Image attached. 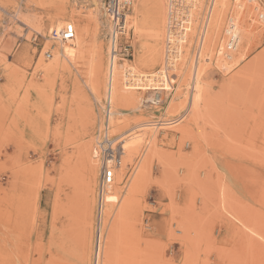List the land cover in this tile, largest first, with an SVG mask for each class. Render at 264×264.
I'll use <instances>...</instances> for the list:
<instances>
[{
  "label": "rangeland",
  "instance_id": "obj_1",
  "mask_svg": "<svg viewBox=\"0 0 264 264\" xmlns=\"http://www.w3.org/2000/svg\"><path fill=\"white\" fill-rule=\"evenodd\" d=\"M137 1L128 16L133 56L113 60L124 88L137 94L111 100L128 171L108 187L116 193L102 200L98 228L101 163L95 171L91 160L111 72L104 0H0V264H96L98 232L104 240L112 228L113 264H264V0H203L197 22L196 6L181 42L196 25L192 52L171 90L168 74L178 68L166 55L181 39L171 35L168 0L154 63L157 9L137 14ZM54 19L86 29L83 51L63 53ZM99 30L106 76L95 92ZM232 33L239 43L228 51ZM198 78L204 91L195 114ZM157 82L163 98L152 104ZM163 119L178 121L160 128ZM147 151L156 155L139 177Z\"/></svg>",
  "mask_w": 264,
  "mask_h": 264
},
{
  "label": "bare ground",
  "instance_id": "obj_2",
  "mask_svg": "<svg viewBox=\"0 0 264 264\" xmlns=\"http://www.w3.org/2000/svg\"><path fill=\"white\" fill-rule=\"evenodd\" d=\"M215 2H216V0H213V5L215 4ZM149 5H152V6H155L156 7V9H157V15L155 16V18H154V20H153V24H154V28L156 27V33H155V36H157V41L154 43V45H153V49H155L156 48V50H154V52H155V55L152 57V62L154 63V62H159V57L161 56V54H162V51L161 50H163V41L161 42V39H160V35H161V30H162V33H163V29H162V27H163V24L165 23V0H138L137 1V14H141V12H143L144 13V11H145V9L149 6ZM168 5H169V0H168ZM198 7V12L197 11H195V17H194V21L195 22H197V18H198V16H199V12H200V8L203 6V0H196V1H194V5H193V10L191 11L192 13H191V18H192V16H193V12H194V9H195V7ZM213 9V8H212ZM168 10H169V6H168ZM169 12V11H168ZM128 16H129V14H128ZM128 16H127V21H128ZM169 16V15H168ZM169 18V17H168ZM191 18H189L188 20L189 21H187V23L188 22H190L191 21ZM100 19V18H99ZM60 19H54V20H52L51 22H52V25L54 24L56 27V29L55 30H57V31H59L60 29H62V27H61V25H63L62 24V22L63 21H59ZM101 20V19H100ZM109 20V19H108ZM135 24L137 25V27H138V24H140V26L141 27H145L146 26V24H147V20H146V17L145 18H141L140 20H138L137 18L135 19ZM110 22V21H109ZM194 22V23H195ZM129 23V22H128ZM75 24V23H74ZM162 24V25H161ZM77 25V24H76ZM128 25L129 24H127V27H128ZM188 26V25H187ZM64 27V26H63ZM77 27V26H76ZM165 27V26H164ZM213 27H214V25H213ZM111 28V27H110ZM79 27H77L76 28V38L74 39V40H71V41H69V42H61L62 44V50H63V53L64 54H70V53H77L78 52V50L79 51H83V48H84V45H85V42H86V36H87V31H86V29H84V33L83 34H81V33H79ZM168 29H170V27L168 28ZM167 29V30H168ZM187 29V28H186ZM196 29H197V26L196 25H194L193 24V29L191 28V31H190V33H189V37L187 36V41L185 42V46L183 47V45H182V38L184 37V39L186 38L185 36V33H187V32H185V33H183L182 34V36L179 38V39H181V40H179L178 38V40H179V42L181 43V45L179 44V46H178V44L177 45H172L171 46V48H170V51H172V52H174L172 55V57H171V53L170 52H167V55H166V63L168 62V64L169 63H171V64H167L168 65V67L169 68H173V67H177L178 68V70H175L174 72H172V73H170V78H169V74H168V78L167 79H169V88H170V90H171V88H173V86H174V84H175V82H177L176 81V79L177 78H179L178 76L181 74V72L184 70V68H185V66H186V64H187V60L189 59V57H190V55H191V52H192V48H193V40H194V36H195V33H196ZM172 31V30H171ZM171 31H169V32H171ZM213 31V30H212ZM211 31V32H212ZM168 32V31H167ZM168 32V33H169ZM86 33V34H85ZM207 35V34H206ZM206 35H203V41H204V39L206 38L205 36ZM211 35L212 34H209V36H208V41H207V43L206 44H208L209 45V42H211L212 40H211ZM103 36V33L99 30L98 31V33H97V35H95V40H94V45H93V50H94V57H93V70H92V74H93V76H92V78H90V86H91V88H92V90L93 91H95V92H97L98 90H99V87L102 85V83H103V81H104V78H105V76H106V74H105V68H104V59H103V45H102V43H101V37ZM169 37H170V34H169ZM172 37V36H171ZM169 39V38H168ZM174 39V38H173ZM176 38L174 39V40H177ZM177 40V41H178ZM211 40V41H210ZM170 41V40H169ZM184 41V40H183ZM236 41H238V39H236ZM172 42H174V41H172ZM206 42V41H205ZM167 43H168V41H167ZM205 44V45H206ZM167 45H169V44H167ZM156 46V47H155ZM202 47V46H201ZM200 47V48H201ZM183 49V50H182ZM201 50V49H200ZM166 51V50H165ZM202 51V50H201ZM166 53V52H165ZM169 55V56H168ZM53 56V55H52ZM117 58V57H116ZM177 58V60H178V58H179V60H180V58H181V62H180V65L179 66H177L178 65V62H176L177 60H175ZM115 59V58H114ZM114 59H112V57H111V72H110V77H109V99H110V101L113 99V101L115 100V101H123V100H136L137 99V94H136V92L135 91H129V90H127V88L125 89L124 88V86H123V81H122V76H121V70L119 69V67H117L116 65V63L115 64H113V60ZM118 59V58H117ZM170 59V60H169ZM198 60V59H197ZM196 61V60H195ZM165 62V61H164ZM195 66V65H194ZM197 66V65H196ZM200 66H201V64H200ZM164 67H165V63H164ZM163 67V68H164ZM202 67V66H201ZM163 68H162V70H163ZM167 68V67H166ZM174 68V69H175ZM195 68V67H194ZM200 68V67H199ZM203 68V67H202ZM56 69H57V65H54L51 69H50V71L51 72H55L56 71ZM168 69V68H167ZM167 69H165L166 70V73L168 72L167 71ZM196 69V68H195ZM201 69V68H200ZM161 70V71H162ZM125 71L126 72H129V74L127 73L126 75H130L131 76V79L133 80V78H135V77H137V75H134V71H133V69L131 68V67H127L126 69H125ZM157 72V71H156ZM194 72V71H193ZM197 72V71H196ZM201 72V71H200ZM135 74H137V73H135ZM159 74V73H158ZM200 74V73H199ZM147 75V74H146ZM155 75V74H154ZM160 75V74H159ZM197 75V74H196ZM204 75V74H203ZM144 76V75H143ZM150 76V75H149ZM194 76V75H193ZM193 76H191V79H192V77ZM124 77H126V76H124ZM141 77H142V75H141ZM161 77H163V76H161ZM196 77V76H195ZM138 78H139V75H138ZM137 78V79H138ZM159 78V77H158ZM197 78V77H196ZM195 78V79H196ZM125 79H127V77L125 78ZM140 79V78H139ZM146 79V78H145ZM150 79H152V77L150 78ZM155 79V78H154ZM162 79V78H161ZM160 79V80H161ZM131 80V81H132ZM140 80H142V79H140ZM160 80H158V82L160 81ZM165 80V79H164ZM193 80V79H192ZM198 80H199V78H198ZM150 81V80H149ZM151 81H153V80H151ZM150 81V82H151ZM166 82H167V80H165ZM200 81V80H199ZM136 82V81H135ZM142 82V81H141ZM144 82V81H143ZM158 82H157V84H158ZM162 82V81H161ZM164 82V81H163ZM194 82V81H193ZM130 83V82H129ZM144 83H146V82H144ZM195 83V82H194ZM137 84V83H136ZM156 84V83H155ZM154 84V85H155ZM167 84V83H166ZM139 82H138V88H139ZM145 84H142L141 86H144ZM159 85V86H158ZM158 85H155V86H158L157 88H159L160 87V89H154L153 87V89H154V94H153V96H154V98H153V101H152V103H157V102H159V101H161V98H163L162 97V95L160 94V92H159V90H161V85H162V83H161V85H160V83L158 84ZM194 85V84H193ZM204 85V84H203ZM134 86H136L135 85V83H134ZM146 86V85H145ZM154 86V87H155ZM130 87V86H129ZM137 87V86H136ZM162 87H164V85L162 86ZM204 87V86H203ZM150 88V87H149ZM167 88H168V86H167ZM134 89V88H133ZM144 89H146L145 87L143 88V90ZM165 89V88H164ZM204 88H202V85H201V81L198 83V82H196V84H195V87H194V93H193V96H192V101H191V107H195V114H197L198 113V111H199V107H200V99H201V97H202V95H203V90ZM152 90V89H151ZM156 93H158V94H156ZM161 95V96H160ZM151 101V100H150ZM140 102V101H139ZM202 102V101H201ZM115 103V102H114ZM174 105V104H173ZM172 105V106H173ZM136 107H138V106H136ZM171 109V108H170ZM189 110V109H188ZM116 112V111H115ZM119 113V112H118ZM176 113V112H175ZM199 114V113H198ZM115 115V113L112 111V109H111V112H110V119H112V117ZM197 117V116H196ZM163 121H165V122H162L161 124H160V128H165L166 126H170V127H172V125L173 124H175L178 120H175V121H173V120H170V119H166V120H164L163 119ZM149 125H155L154 123L153 124H146L145 126H144V129H148V127H149ZM157 125V124H156ZM140 126V125H139ZM142 127V126H141ZM157 127V126H156ZM150 128V127H149ZM139 129V128H138ZM141 130H143V129H141ZM149 133V132H148ZM135 137V136H134ZM132 138V137H131ZM132 144H134L133 142H132ZM128 147V146H127ZM130 147V146H129ZM132 150V149H131ZM135 152V151H134ZM156 155V153H151L150 151H147V153H146V155H145V158H144V161H143V164L141 165L142 167L141 168H139V177L141 176V177H144L145 176V173H146V169L147 168H149L148 167V164H149V161H150V159L151 158H153V156H155ZM157 155L158 156H160V154H158L157 153ZM93 156V155H92ZM164 158V157H163ZM97 158H94V157H92V164L94 165V168H95V171L96 170H98V165H99V163L97 162ZM127 163H128V161H127ZM123 161H122V164H121V166L117 169V171H116V173H115V177H116V175H117V178H116V180H115V178H114V180H115V184H116V182L118 181V183H122V182H124V179L126 178V175H127V171H125V166L123 165ZM126 165V164H125ZM127 166V165H126ZM127 169H128V167H127ZM147 175V174H146ZM137 186V184H135V187ZM108 187H110V186H108ZM134 187V188H135ZM116 193V190H115V188L114 187H111V188H107L106 189V191H105V194H104V196H103V201H106V199H107V197H110L111 195H113V194H115ZM106 203H107V201H106ZM104 204V203H103ZM104 210V209H103ZM105 211V210H104ZM107 211V210H106ZM105 211V212H106ZM104 215H106V214H104ZM108 215V214H107ZM105 219V218H104ZM107 222V221H106ZM100 230V229H99ZM110 230V229H109ZM113 231H114V229L112 228V230L109 232L108 231V233H107V236H106V238L103 240V237H102V231L100 230L99 232H98V238H97V244H96V264H113V235H114V233H113ZM102 232V233H101ZM103 240V241H102ZM115 246V245H114ZM143 260V259H142ZM147 264H155V262H154V260H150V261H148L147 262Z\"/></svg>",
  "mask_w": 264,
  "mask_h": 264
},
{
  "label": "built area",
  "instance_id": "obj_3",
  "mask_svg": "<svg viewBox=\"0 0 264 264\" xmlns=\"http://www.w3.org/2000/svg\"><path fill=\"white\" fill-rule=\"evenodd\" d=\"M194 1L196 0H169V21L171 29L173 30V33H171L173 38H180L182 34L185 33L184 26L188 19L191 18V11ZM132 2L133 0H104L103 2L104 12L108 17L111 26L109 30V44L110 57H112V59L116 57L130 58L133 56V31L130 32L127 27V16L131 11ZM260 19L264 20V12L261 13ZM229 22L230 23H228V27L230 25V27L233 29L234 26L232 25L236 23L235 18L231 17ZM52 37L60 42H69L74 40L76 38L75 24L72 22H67L59 31L53 30ZM236 39L239 41L237 34L232 33L227 43L228 51L235 50L236 44L239 43L236 41ZM170 53L172 57L174 52L170 51ZM230 53L231 52H228L227 54L231 58ZM47 54L48 57L51 56V53ZM129 72H125V75L127 73L129 74ZM126 77L131 78L130 75H126ZM161 101L157 103H160ZM110 112L111 101L107 97L97 116L94 145V156L95 158H98L101 163L100 177L98 182V228L100 227L103 216V196L108 186H111L114 183L115 173L121 166L124 156L126 155L125 135H114L112 133Z\"/></svg>",
  "mask_w": 264,
  "mask_h": 264
}]
</instances>
